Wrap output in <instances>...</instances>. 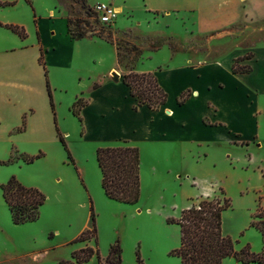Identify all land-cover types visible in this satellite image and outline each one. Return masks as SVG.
Listing matches in <instances>:
<instances>
[{
	"label": "rangeland",
	"instance_id": "1",
	"mask_svg": "<svg viewBox=\"0 0 264 264\" xmlns=\"http://www.w3.org/2000/svg\"><path fill=\"white\" fill-rule=\"evenodd\" d=\"M1 1L12 4H0V8L16 5V15L24 18L27 16L26 8L39 11L49 5H58L59 10H64L66 17L72 19L71 28L74 29V22L81 18L89 22L85 26L87 34L88 30L94 33L85 37L96 36L114 44L120 53V61L118 67L110 43L83 39L77 59L79 68L53 71L52 84L59 87L53 92V85L49 83L51 94L55 96L51 107L57 117V137L58 132L64 137L70 158L59 138L47 149L36 152H23L16 145L8 149L0 143V183L15 176L22 184L38 188L45 196L35 221L14 224L0 189V264H61L62 260L73 261L72 251L88 245L98 249L99 258L94 255L83 264H115L116 258L112 263L106 262L109 248L114 243L120 247V264H180L179 258L171 254L179 245V226L168 219L177 218L183 204L197 197L199 186H209L208 191L212 194H219L221 187L224 196L230 200V206L222 213V233L238 240L237 247L249 243L253 251L261 250V235L249 224L258 202L264 207V162L261 161L264 160V128L260 147L257 146L258 141L250 142L249 149L232 145L227 151L229 157L226 161L216 162L214 168L204 174L196 172L193 167L189 169L188 156L179 145H168L159 153L151 154V148L144 144L140 161V197L135 204H126L105 196L96 162V149L105 144L99 145L89 132L85 135L80 111L81 121L70 109L78 97L73 99L74 96L82 92L81 97L88 98V85L106 77L111 66L117 69L110 71L111 77L112 72L123 75L135 66L144 47L155 50L165 44L172 54L185 52L194 62L210 60L218 54L228 59L229 54L238 50L234 44L236 37L215 39L209 46L201 39L202 35L193 30L191 13H184L183 9H180L178 19L183 18L184 23L157 27L156 21L160 18L145 7L148 0H112L119 13L108 25L99 23L91 10L96 2L107 0H85L84 9L73 0ZM157 29L159 31H153ZM100 55L102 59L97 58ZM158 59L161 57L153 58ZM78 70L79 75H76ZM45 77L49 82L48 73ZM235 80V77L225 76L222 85L229 89ZM185 91L187 96L191 94L190 89ZM168 93L169 100H174L172 89ZM21 126L13 132L20 131ZM38 154L40 156L32 162L23 159L24 155ZM240 177L249 191L250 187L254 188L251 190L253 193L244 192L242 199L239 196ZM192 178L195 182L189 184ZM203 178L204 181L201 180ZM253 194L258 196L257 202L249 213L240 203L253 204ZM90 206L94 213L95 238L72 242L81 232L92 228ZM223 264L242 263L230 257Z\"/></svg>",
	"mask_w": 264,
	"mask_h": 264
},
{
	"label": "crops",
	"instance_id": "2",
	"mask_svg": "<svg viewBox=\"0 0 264 264\" xmlns=\"http://www.w3.org/2000/svg\"><path fill=\"white\" fill-rule=\"evenodd\" d=\"M178 1L158 0L152 3L148 0L145 7L157 13L160 20L156 23L160 28L184 23L183 18L178 19L180 9L184 13L190 12L193 30L201 34V39L209 46L215 39L236 37L234 44L238 50L229 54L228 59L218 54L216 58L194 62L185 52L172 54L165 44L155 50L142 47L143 52L134 70L153 72L167 93L166 102L158 109L137 105V100L123 83L122 74L117 80L110 76V71L115 69L111 66L106 77L88 85V98L84 97L87 103L80 109V114L85 135L89 132L99 145L126 140L138 146L140 161L144 144L151 148V154L159 153L168 145H179L188 156L189 169L193 167L196 172L204 174L212 170L216 162L226 161L229 157L227 151L232 145L249 149L250 142L258 141V147L262 144L264 0ZM15 8L16 5L0 8L2 24L20 25L26 32L25 37H20L11 29L0 26V143L8 149L16 145L23 152H36L47 149L58 138V122L50 104L45 69L55 92L59 86L52 84L53 71L79 68L77 59L83 39L107 45L110 42L96 36L72 38L67 31V17L58 5H49L39 11L26 8L25 18L17 16ZM110 46L119 67L115 45L110 43ZM41 52L45 67L39 62ZM247 53L251 57L240 63L249 65L251 70L233 72L234 59ZM155 56L161 59L153 60ZM97 58L102 59V56ZM76 75H79V70ZM225 76L236 79L229 89L222 85ZM171 89L172 101L168 93ZM188 89L191 94L179 104L180 93ZM82 94L79 92L73 99ZM52 97L54 100V94ZM21 123H24L23 128L13 132ZM193 182L194 178L189 180V184ZM239 182L242 183L239 188L242 199L244 192L248 194L254 188L250 187L249 191L248 186H243L242 177ZM198 189L197 196L215 194L208 191L209 186H199ZM253 197V204L240 203L249 213L258 196L253 194ZM190 203L191 200L186 201L182 208Z\"/></svg>",
	"mask_w": 264,
	"mask_h": 264
},
{
	"label": "trees",
	"instance_id": "3",
	"mask_svg": "<svg viewBox=\"0 0 264 264\" xmlns=\"http://www.w3.org/2000/svg\"><path fill=\"white\" fill-rule=\"evenodd\" d=\"M82 9L86 8L85 0H73ZM1 5L12 4L0 0ZM88 16L91 12L86 10ZM72 19L67 17V31L72 38H82L93 35L92 30H85L88 21L77 19L75 28H71ZM20 37H25L23 26L13 24H2ZM137 53H140L136 49ZM247 53L234 59L231 69L233 72L245 73L251 70L247 64L240 62L250 58ZM117 60L120 61V53L117 51ZM39 62L45 67L43 53L39 56ZM47 75V70L45 69ZM123 83L129 88V94L135 97L137 105H146L151 109H158L166 102L167 93L159 85L157 77L153 72H136L134 66L122 75ZM51 105L52 94L49 82L46 80ZM95 86V85H94ZM186 91L180 93L177 102L182 104L186 99ZM87 103L83 97H77L72 103L71 112L78 117L80 109ZM24 125V123H23ZM23 126L19 128L21 130ZM58 138L70 158L64 137L58 132ZM35 156H23L26 162H32L38 158ZM96 162L100 171V184L105 196L109 199L126 204H135L141 191L140 185V154L136 145L122 140L113 145L99 146L96 149ZM2 197L6 203L11 221L14 224H23L35 221L39 216L40 207L44 203V194L36 187L22 184L15 176H10L6 182L0 183ZM220 193L212 196H197L191 199L189 206L182 208L177 218L168 219L169 222L177 224L180 231V241L177 248L171 254L179 258L180 264H223L226 258H234L242 264L257 263L264 264V207L258 202L255 213L252 215L250 226L254 227L261 235V250L253 251L249 243L237 247L238 240L222 233V213L230 206V200L224 196V191L219 187ZM90 219L93 222L91 229L84 230L72 240L78 242L95 238L96 228L94 226V213L90 206ZM96 255L99 258L98 249L90 245L72 251L73 261L62 260L61 264H83ZM121 263L120 247L118 243L110 246L106 256V262Z\"/></svg>",
	"mask_w": 264,
	"mask_h": 264
},
{
	"label": "built area",
	"instance_id": "4",
	"mask_svg": "<svg viewBox=\"0 0 264 264\" xmlns=\"http://www.w3.org/2000/svg\"><path fill=\"white\" fill-rule=\"evenodd\" d=\"M93 15L101 24H111L117 15V8L112 3V0L99 1L91 6Z\"/></svg>",
	"mask_w": 264,
	"mask_h": 264
},
{
	"label": "water",
	"instance_id": "5",
	"mask_svg": "<svg viewBox=\"0 0 264 264\" xmlns=\"http://www.w3.org/2000/svg\"><path fill=\"white\" fill-rule=\"evenodd\" d=\"M112 76L114 80H117L119 75L118 73L112 72Z\"/></svg>",
	"mask_w": 264,
	"mask_h": 264
},
{
	"label": "bare ground",
	"instance_id": "6",
	"mask_svg": "<svg viewBox=\"0 0 264 264\" xmlns=\"http://www.w3.org/2000/svg\"><path fill=\"white\" fill-rule=\"evenodd\" d=\"M119 13V11H117Z\"/></svg>",
	"mask_w": 264,
	"mask_h": 264
}]
</instances>
